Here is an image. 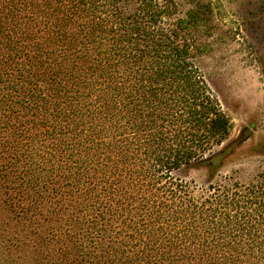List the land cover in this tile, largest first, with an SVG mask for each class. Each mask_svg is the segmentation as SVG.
<instances>
[{"label": "trees", "instance_id": "16d2710c", "mask_svg": "<svg viewBox=\"0 0 264 264\" xmlns=\"http://www.w3.org/2000/svg\"><path fill=\"white\" fill-rule=\"evenodd\" d=\"M181 5L0 0L2 261L264 264V171L215 178L246 138L224 145Z\"/></svg>", "mask_w": 264, "mask_h": 264}, {"label": "rangeland", "instance_id": "374dc122", "mask_svg": "<svg viewBox=\"0 0 264 264\" xmlns=\"http://www.w3.org/2000/svg\"><path fill=\"white\" fill-rule=\"evenodd\" d=\"M181 13L201 6L204 24L197 40L202 46L198 66L230 118L233 129L227 145L246 140L216 169L215 178L232 177L248 183L264 171V0H181ZM207 167L182 169L175 176L206 185ZM18 252L12 261L21 264Z\"/></svg>", "mask_w": 264, "mask_h": 264}]
</instances>
